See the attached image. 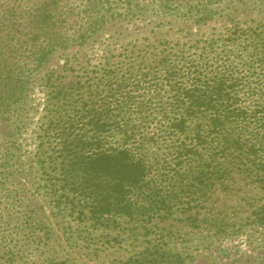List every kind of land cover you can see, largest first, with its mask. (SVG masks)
Listing matches in <instances>:
<instances>
[{
  "label": "trees",
  "instance_id": "obj_1",
  "mask_svg": "<svg viewBox=\"0 0 264 264\" xmlns=\"http://www.w3.org/2000/svg\"><path fill=\"white\" fill-rule=\"evenodd\" d=\"M259 3L156 0L152 7L133 0H0V118L15 121L54 51L84 46L118 20L171 11L198 24L246 13ZM259 28L235 24L223 39L139 51L124 65L105 68L88 86L77 84V96L49 111L44 122L39 162L55 205L107 228L121 217L143 223L190 210L233 174L264 187ZM69 93L56 92L61 99ZM11 126V146L0 162L16 160L12 139L19 127ZM260 211L254 221L264 225V206ZM159 237L124 264L182 263Z\"/></svg>",
  "mask_w": 264,
  "mask_h": 264
},
{
  "label": "rangeland",
  "instance_id": "obj_2",
  "mask_svg": "<svg viewBox=\"0 0 264 264\" xmlns=\"http://www.w3.org/2000/svg\"><path fill=\"white\" fill-rule=\"evenodd\" d=\"M133 2L156 4V0ZM256 2L258 6L246 13L198 24L171 11L160 15L152 11L145 18L116 21L84 46L51 54L15 121L0 118V155L11 146V123L19 127L12 139L15 162H0V264H124L146 241L156 242L161 234V246L180 253V264H264V225L254 221L264 206V187L256 180L233 174L190 210H175L166 218L143 223L121 217L117 225L105 228L77 220V212L62 208L63 204L56 206L57 196L52 198L44 185V162H39L49 111L77 96V84L88 86L105 68L122 66L139 51L187 48L206 38L223 39L235 24L259 26L264 34V0ZM61 88L72 96L58 97ZM10 164V172L3 169Z\"/></svg>",
  "mask_w": 264,
  "mask_h": 264
}]
</instances>
